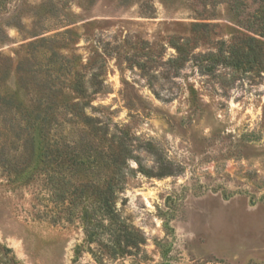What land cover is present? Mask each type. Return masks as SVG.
Returning <instances> with one entry per match:
<instances>
[{
    "label": "rangeland",
    "instance_id": "1",
    "mask_svg": "<svg viewBox=\"0 0 264 264\" xmlns=\"http://www.w3.org/2000/svg\"><path fill=\"white\" fill-rule=\"evenodd\" d=\"M237 1L0 0L9 113L55 102L54 156L84 155L93 181L108 146L129 151L116 220L93 241L80 219L93 201L69 212L47 179L73 173L0 168V264H264V0ZM78 81L103 139L66 109L86 100ZM9 113L0 105V153L18 155Z\"/></svg>",
    "mask_w": 264,
    "mask_h": 264
},
{
    "label": "trees",
    "instance_id": "2",
    "mask_svg": "<svg viewBox=\"0 0 264 264\" xmlns=\"http://www.w3.org/2000/svg\"><path fill=\"white\" fill-rule=\"evenodd\" d=\"M238 6L239 2L232 0V7L235 12H237ZM259 20L260 30L264 33V11L260 13ZM72 90L80 93L86 99L82 103L74 102L66 105V109L70 111L72 119H76L83 128L89 131L91 136H99L101 139L105 138L108 132V125L102 124L99 120L93 119L84 113L85 108L90 107V101L87 99V89L81 81H78L72 85ZM95 93L93 91V94ZM0 105L8 113L11 109L18 110L20 106L19 104H14L11 98H0ZM55 106V102L45 101L43 104H37V107H35L37 113L34 115L20 113V116L16 117V115L9 113L10 116L7 123L9 122V127H12V124L15 125L16 132L14 137L19 144L20 152L18 155H8L1 152L0 168L7 174H13L18 177L26 175V170L35 161L36 163H41L43 170L50 174L52 163L57 162V168L66 169L68 172L73 173L76 181L66 180L62 175L56 178L54 175H48L47 179L50 184L55 183L51 189L58 190L56 187L58 185L61 188L63 187L59 198L62 204L67 201V211L69 212L74 211L79 205L85 204L87 199L93 201L95 205L94 212L90 214L85 205H83L80 217L87 240L93 241L97 235V228L103 226L104 221L112 223L116 220V197L118 191L122 189V180L117 177L121 176V164H124L125 158L129 157V151L123 142L120 143L121 148L118 150L108 146V152L105 153V155L107 154V161L102 165L103 169H105V177L99 181L89 179L87 175L91 169L90 166L86 168L87 164L84 160V155L78 153L65 159L64 154L57 152L56 156H54L50 136L53 129L61 126L58 122V116L52 112ZM63 146L67 145L63 143ZM15 152H17V149ZM80 172H82V177L85 179L80 180L76 177L80 175Z\"/></svg>",
    "mask_w": 264,
    "mask_h": 264
}]
</instances>
